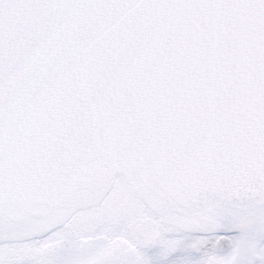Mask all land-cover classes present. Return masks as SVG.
<instances>
[{
  "label": "snow or ice",
  "instance_id": "6c2138e0",
  "mask_svg": "<svg viewBox=\"0 0 264 264\" xmlns=\"http://www.w3.org/2000/svg\"><path fill=\"white\" fill-rule=\"evenodd\" d=\"M0 264H264V0H0Z\"/></svg>",
  "mask_w": 264,
  "mask_h": 264
}]
</instances>
